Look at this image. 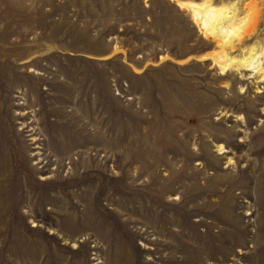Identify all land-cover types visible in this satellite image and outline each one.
Masks as SVG:
<instances>
[{"label": "rangeland", "instance_id": "obj_1", "mask_svg": "<svg viewBox=\"0 0 264 264\" xmlns=\"http://www.w3.org/2000/svg\"><path fill=\"white\" fill-rule=\"evenodd\" d=\"M215 45L171 0H0V264H264V82Z\"/></svg>", "mask_w": 264, "mask_h": 264}, {"label": "bare ground", "instance_id": "obj_2", "mask_svg": "<svg viewBox=\"0 0 264 264\" xmlns=\"http://www.w3.org/2000/svg\"><path fill=\"white\" fill-rule=\"evenodd\" d=\"M178 7L187 11L199 32L216 45L210 52L196 57L199 60H209L212 66L217 67L222 74L228 71H250L258 81L264 82V44L244 41L252 31L247 27L253 20L254 4H246L242 0H171ZM241 45L238 53H233L236 45ZM115 46L113 52H120ZM169 55L163 54L160 60H166ZM178 64H185L191 56L184 59H173ZM263 58V59H262ZM262 59V60H261ZM167 61V60H166ZM133 66V65H132ZM136 71H141L134 67ZM219 152H225L223 144H218ZM97 263H101L98 261ZM96 263V264H97Z\"/></svg>", "mask_w": 264, "mask_h": 264}]
</instances>
